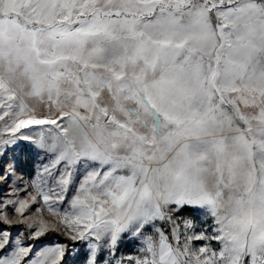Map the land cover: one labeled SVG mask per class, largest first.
I'll use <instances>...</instances> for the list:
<instances>
[{"label":"snow or ice","instance_id":"1","mask_svg":"<svg viewBox=\"0 0 264 264\" xmlns=\"http://www.w3.org/2000/svg\"><path fill=\"white\" fill-rule=\"evenodd\" d=\"M0 225V264H264V0H0Z\"/></svg>","mask_w":264,"mask_h":264},{"label":"rangeland","instance_id":"2","mask_svg":"<svg viewBox=\"0 0 264 264\" xmlns=\"http://www.w3.org/2000/svg\"><path fill=\"white\" fill-rule=\"evenodd\" d=\"M32 103L36 104L38 103V101H32ZM37 166V161H36V157L33 153H29L23 149L20 150L19 153V159H18V172L23 174V176L25 177V179H28L30 177H34L35 175V168ZM45 217L47 218V213L44 214ZM0 227L3 228H7V225H0ZM17 229L23 230L24 229V225H14L12 227V231L15 234V231ZM51 237H49V239L45 242H38L36 245V249L38 250L41 247H45V246H54L57 242L60 243H69L68 241H66L64 239V237L59 236L55 233H51ZM28 243H31L30 241H28ZM197 244H200L202 242H196ZM213 246L215 247V242H213ZM76 248H80V246L77 244ZM135 246L131 243L128 242H123L120 246V253L123 254H127V253H131L134 251ZM83 255V251L81 250V257ZM80 259V257H77V261ZM65 264H67V260L65 261Z\"/></svg>","mask_w":264,"mask_h":264},{"label":"trees","instance_id":"3","mask_svg":"<svg viewBox=\"0 0 264 264\" xmlns=\"http://www.w3.org/2000/svg\"><path fill=\"white\" fill-rule=\"evenodd\" d=\"M49 237H51V234H47L45 237H43L39 242H45L49 239Z\"/></svg>","mask_w":264,"mask_h":264}]
</instances>
